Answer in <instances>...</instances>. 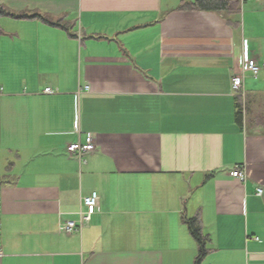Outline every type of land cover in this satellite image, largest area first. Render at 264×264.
<instances>
[{
	"label": "crops",
	"instance_id": "crops-1",
	"mask_svg": "<svg viewBox=\"0 0 264 264\" xmlns=\"http://www.w3.org/2000/svg\"><path fill=\"white\" fill-rule=\"evenodd\" d=\"M195 1H1L65 26L0 18V264H195L197 215L202 264H264V1L240 18ZM245 42L261 71L240 124ZM92 192L101 211L62 232Z\"/></svg>",
	"mask_w": 264,
	"mask_h": 264
},
{
	"label": "built area",
	"instance_id": "built-area-1",
	"mask_svg": "<svg viewBox=\"0 0 264 264\" xmlns=\"http://www.w3.org/2000/svg\"><path fill=\"white\" fill-rule=\"evenodd\" d=\"M263 2L264 0H241L242 3L245 2ZM239 65L241 68V72L238 74H234L232 76L231 81V90L232 94L238 101L242 104L243 114L246 111V101H247V91L245 87V79L248 74H251L253 77L257 78L261 67L258 61L252 57L247 42L244 43L243 46V54L239 60ZM45 94H54L55 91L51 87H47L44 90ZM77 133L80 134V131L77 130ZM96 149L95 138L92 134H87L86 140L82 141L81 138L77 141L70 143L68 146V153L72 157H76L80 163V165L84 164L85 155L88 153H92ZM232 176L236 178H240L242 181H246V176L240 170H235L232 173ZM258 196H263L264 189L259 187L256 190ZM1 191H0V241L2 234V223H1ZM82 205L85 209H81L79 212V220L78 221H68L67 223L60 226V230L67 234H73L77 232H82V230L88 227L93 219V216L96 213L101 211V203L100 196L98 192H92L89 195L85 196L82 200ZM3 256V251L0 247V257Z\"/></svg>",
	"mask_w": 264,
	"mask_h": 264
},
{
	"label": "trees",
	"instance_id": "trees-1",
	"mask_svg": "<svg viewBox=\"0 0 264 264\" xmlns=\"http://www.w3.org/2000/svg\"><path fill=\"white\" fill-rule=\"evenodd\" d=\"M1 1L2 0H0V18L5 15H10L15 18L39 17L43 19L46 23H49L51 25L65 26L62 24L63 20L52 21L49 18L40 16L39 14H35L34 16H30L28 14H23V15L12 14L9 12L7 7L2 4ZM246 3L247 2L242 3L241 0H196L193 4H190V7L203 11L225 12L226 14L234 18H240L242 12V6ZM236 24L239 25L240 20L236 21ZM0 32H1V28H0ZM236 108H237L238 122L241 124L243 121L244 114L242 110V104L240 101H238V99L236 102ZM185 222L188 225V228L193 238L196 240V242L199 245V251L196 257L195 264H202L204 258L208 256L210 253V249L208 248V245L210 243V238L208 235L204 233L202 218L200 215H197L193 218H186Z\"/></svg>",
	"mask_w": 264,
	"mask_h": 264
},
{
	"label": "rangeland",
	"instance_id": "rangeland-1",
	"mask_svg": "<svg viewBox=\"0 0 264 264\" xmlns=\"http://www.w3.org/2000/svg\"><path fill=\"white\" fill-rule=\"evenodd\" d=\"M247 5L245 6V8L243 9V14H244V12L245 11H247L248 10V6H249V4L248 3H246ZM243 19H244V16H243ZM258 20V18L256 17V21Z\"/></svg>",
	"mask_w": 264,
	"mask_h": 264
}]
</instances>
